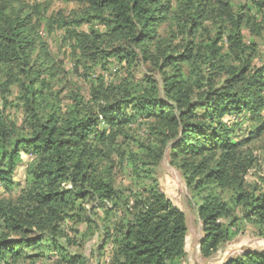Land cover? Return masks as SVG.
Instances as JSON below:
<instances>
[{"label":"trees","instance_id":"1","mask_svg":"<svg viewBox=\"0 0 264 264\" xmlns=\"http://www.w3.org/2000/svg\"><path fill=\"white\" fill-rule=\"evenodd\" d=\"M72 1L42 21L0 0V264H88L72 248L95 235L104 264H183L163 160L196 207L203 259L245 224L264 239V0ZM44 29L62 30L85 91ZM109 65L113 78L96 74Z\"/></svg>","mask_w":264,"mask_h":264},{"label":"rangeland","instance_id":"2","mask_svg":"<svg viewBox=\"0 0 264 264\" xmlns=\"http://www.w3.org/2000/svg\"><path fill=\"white\" fill-rule=\"evenodd\" d=\"M31 7H36L38 14H34L41 18L42 21L46 20L49 16H53L56 13L67 14L72 10H77V5L72 0H20ZM81 29L85 30L86 26L82 25ZM246 36L247 31L244 30ZM62 30L54 29L50 32H41L42 37L47 41L50 51L62 61L66 70H73L74 58L69 47L61 40ZM255 42L258 45L260 53L264 56V33L260 37L255 38ZM103 71L97 69L96 74H102L106 79L114 77L113 66ZM118 71V67L116 68ZM83 69L78 68V72L74 71V74L68 75V78L75 82L80 88L85 91V81ZM11 115H14L12 110L8 111ZM17 118L19 114H15ZM256 152L260 157V165H264V140L256 144ZM259 172V171H257ZM261 172V171H260ZM159 182L164 193L171 199V201L185 213V222L187 226V232L185 237V251L186 257L183 264H221L230 257L241 254L248 250H260L264 252V239L256 237L255 229L251 224H245L244 228L237 233L231 240L225 242L222 247L209 259H203L199 253V242L202 238L201 222L198 218L195 205L189 200L184 183L180 178L179 173L171 167L166 160L161 162L158 169ZM15 177L18 180L24 178V167L17 170ZM121 180V179H120ZM125 181V180H124ZM0 195H7L0 188ZM84 227L81 225L80 229ZM99 243V237L93 236L79 247L72 248L73 252L80 253L86 257L88 264H104L103 258L99 262L97 261L96 247Z\"/></svg>","mask_w":264,"mask_h":264}]
</instances>
